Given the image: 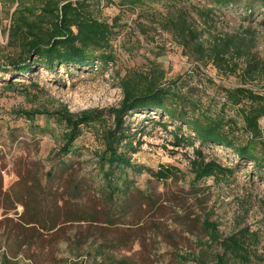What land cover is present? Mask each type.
Returning <instances> with one entry per match:
<instances>
[{"label": "rangeland", "instance_id": "374dc122", "mask_svg": "<svg viewBox=\"0 0 264 264\" xmlns=\"http://www.w3.org/2000/svg\"><path fill=\"white\" fill-rule=\"evenodd\" d=\"M26 1L38 11L45 2ZM93 1L96 16L117 26L114 61L92 68L62 65L55 71L37 65L28 74H0V264H112L113 258L129 264H219V254L227 264H264V170L239 164L237 155L209 145L203 147L207 160L232 172L198 180L191 159L199 142L176 146L178 125L166 129L168 116L141 111L127 116L144 141L134 162L155 170L172 165L178 174L157 179L146 170H117L110 195L96 155L102 146L90 128L84 127L75 152L63 154L64 126L45 115L29 119L23 113L62 105L73 112L118 106L124 98L120 79L151 73L164 82L183 76L181 84L197 85L206 105L243 125L238 106L226 102L225 89L242 85L244 77L222 73L187 53L154 22L151 14L163 11L162 4L134 9L121 0ZM244 3L221 10L219 30L255 39L253 50L264 62V6L261 0ZM17 4L0 0V65L8 69L24 58L10 44ZM246 80V86L264 90V73ZM261 123L264 128V119ZM182 131L190 134L187 127ZM208 215L223 237L243 232L258 255L242 258L210 244L202 227ZM183 254L191 259L180 258Z\"/></svg>", "mask_w": 264, "mask_h": 264}, {"label": "trees", "instance_id": "16d2710c", "mask_svg": "<svg viewBox=\"0 0 264 264\" xmlns=\"http://www.w3.org/2000/svg\"><path fill=\"white\" fill-rule=\"evenodd\" d=\"M16 1L10 44L24 58L13 61L10 69L0 65V74H28L34 72L37 65L55 71L62 65L92 68L100 61L108 64L114 61L111 43L117 26L96 16L93 0H45L40 12L36 4ZM261 1L264 6V0ZM147 3L162 4L163 11L151 14L154 22L171 33L197 61L205 65L211 63L222 73L244 77L242 85L225 89L226 102L238 106L243 120L241 127L235 118H227L206 105L197 85L185 87L181 84L183 76L164 82L162 76L151 73L122 77L124 98L118 106L73 112L62 105L53 110H23L25 116L34 119L36 115H45L63 125L60 147L63 154L75 152V142L83 134L84 127L90 128L102 146L96 150V155L110 195L116 191L114 172L117 170H146L157 179L178 174L179 169L172 165L163 164L155 170L134 162L133 157L144 141L138 137L141 130H133L127 116L141 111H153L162 118L168 116L171 122L164 124L166 129L177 124L176 146L186 142L194 146L199 142L194 148L195 157L191 159L192 171L198 180L232 172L215 160H207L203 147L209 145L222 146L238 156L239 164L250 162L257 171H263L264 90L257 91L245 83L247 75L256 79L264 73V62L253 50L255 39L238 32L221 31L217 21V17L223 16L221 10L245 4L244 0H199L196 3L192 0H121L123 6L134 9ZM183 127H187L190 134H185ZM238 131L245 132L244 139ZM202 227L209 235L210 244H218L242 258L258 255L250 249L243 232L223 237L218 223L212 221L210 215L202 220ZM179 257L185 261L191 259L185 254ZM218 261L227 264L224 254L218 255ZM112 264L129 263L126 259L113 258Z\"/></svg>", "mask_w": 264, "mask_h": 264}]
</instances>
